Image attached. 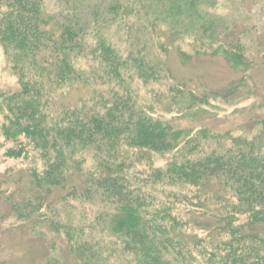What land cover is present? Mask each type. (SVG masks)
<instances>
[{"label":"trees","instance_id":"1","mask_svg":"<svg viewBox=\"0 0 264 264\" xmlns=\"http://www.w3.org/2000/svg\"><path fill=\"white\" fill-rule=\"evenodd\" d=\"M213 1L0 0L17 86L0 92L13 162L0 233L10 223L43 240L37 264H264V120L209 130L218 97L251 93L210 92L168 64L173 51L183 67L214 57L246 80L252 58ZM0 246V264L13 262Z\"/></svg>","mask_w":264,"mask_h":264},{"label":"rangeland","instance_id":"2","mask_svg":"<svg viewBox=\"0 0 264 264\" xmlns=\"http://www.w3.org/2000/svg\"><path fill=\"white\" fill-rule=\"evenodd\" d=\"M212 7L211 13L216 25L233 26L234 35L240 38L246 56L252 58V67L246 80L238 83L239 75L232 74L228 67L214 57L195 58L183 67L180 65L178 54L173 51L169 55L168 64L170 63L169 67L176 77L182 81L190 79L195 82L199 79L210 92L222 95L229 83L235 82L237 86L240 84L239 97L246 92L251 93L248 99L231 103H225L218 97L213 103L214 108L210 110L214 114V121L207 126L209 130L230 131L233 135H240L247 131V128L250 129V125L254 126L257 121L264 120V0H214ZM177 46L186 54L192 55L190 38H183ZM16 88V80L5 65L0 51V92L7 93ZM193 128L198 129L197 126ZM16 165L19 166V162ZM7 168H13V162L4 160L0 151V173ZM12 226L8 223L0 233V242L9 243L7 247L13 262L8 264H37L38 262L33 260L35 251L32 248L34 244L39 246L44 241L35 238L26 229L11 230ZM3 249L4 247L0 246V261L5 258L2 255ZM24 255L29 257L25 260L23 257L22 260Z\"/></svg>","mask_w":264,"mask_h":264}]
</instances>
